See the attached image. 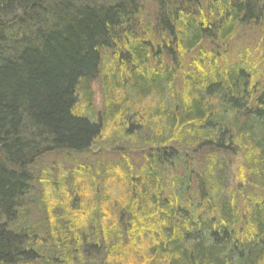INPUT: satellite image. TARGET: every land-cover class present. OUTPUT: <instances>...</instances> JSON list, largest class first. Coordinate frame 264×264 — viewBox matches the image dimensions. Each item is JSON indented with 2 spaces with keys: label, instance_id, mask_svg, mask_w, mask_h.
Returning a JSON list of instances; mask_svg holds the SVG:
<instances>
[{
  "label": "trees",
  "instance_id": "obj_1",
  "mask_svg": "<svg viewBox=\"0 0 264 264\" xmlns=\"http://www.w3.org/2000/svg\"><path fill=\"white\" fill-rule=\"evenodd\" d=\"M263 14L0 0V264H264V69L226 50Z\"/></svg>",
  "mask_w": 264,
  "mask_h": 264
},
{
  "label": "rangeland",
  "instance_id": "obj_2",
  "mask_svg": "<svg viewBox=\"0 0 264 264\" xmlns=\"http://www.w3.org/2000/svg\"><path fill=\"white\" fill-rule=\"evenodd\" d=\"M264 17V14H263ZM240 39L236 40L235 42H228L227 45V52L229 56V60H239V57H242L245 59V57H248L250 59L251 64L255 67L257 64L259 68L264 69V25L262 24L261 27H257L255 29H249L246 32V29L240 28ZM237 38V37H236ZM227 60V59H226ZM257 60L259 62H257ZM250 64V65H251ZM92 98L94 100V105L96 107V112L101 114V110L103 109L104 105V93L101 88L100 80L97 78L94 81H92ZM110 125V124H109ZM108 128V130H107ZM105 129L104 133V138H108L110 136V130L109 127ZM101 147V146H99ZM130 152H134L130 151ZM112 156L113 164L117 160L114 155H109ZM89 157L88 155L85 156H79L76 160H73L72 162H61L62 166L61 169L56 171L54 176H47L46 179H50L48 183V188L46 189L49 194L55 196H65V189L61 185L62 181L60 182V179L69 173L70 169H75L77 168V165L79 162H84L88 163L89 162ZM114 157V158H113ZM130 160L132 161L133 164L138 162V156H136L134 153H130ZM50 164V162L48 161ZM51 165V164H50ZM239 171H240V164L233 162V172L234 175H236L234 178L236 181H240L241 177H239ZM58 175V176H57ZM51 183V184H50Z\"/></svg>",
  "mask_w": 264,
  "mask_h": 264
}]
</instances>
